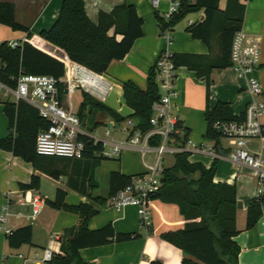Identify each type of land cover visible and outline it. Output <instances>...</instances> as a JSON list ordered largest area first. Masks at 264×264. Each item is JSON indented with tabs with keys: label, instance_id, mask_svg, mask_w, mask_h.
<instances>
[{
	"label": "trees",
	"instance_id": "obj_1",
	"mask_svg": "<svg viewBox=\"0 0 264 264\" xmlns=\"http://www.w3.org/2000/svg\"><path fill=\"white\" fill-rule=\"evenodd\" d=\"M219 2L220 0H182L178 13L170 20L158 14L157 19L160 27L174 29L175 25L189 14L204 10V19L191 23L189 32L193 38L202 40L210 47L214 37L218 36L222 54L216 59L210 54L195 53H173V57L178 67H188L206 82L208 100L205 111L206 138L213 141L215 149L221 153V140L225 135L216 124L242 121L246 113H235L232 103L228 100H220L214 106L210 105L212 73L215 68L232 65V44L235 33L242 28L246 5L241 0H227L226 7L222 9ZM16 7L13 2L0 1V24L14 31L26 32L30 39L17 47H11L8 40L0 42V81L13 86L22 73L49 75L60 79L65 75L68 62L84 65L97 73H105L113 60L125 58L136 40L144 36V19L133 4L124 3L116 5L111 11L102 10L98 22L95 23L87 13L85 0H63L54 23L50 28L42 29L40 36L62 49L67 58L66 62L48 54L32 42L29 26L16 18ZM58 86L60 90L58 99L63 101L66 97V85L59 82ZM123 92L127 105L133 110L130 118L135 121L137 128L146 132L151 128L153 105L161 95L155 64L148 73L146 88H141L135 81L129 79L123 81ZM82 96L83 100L77 108L81 123L95 110L105 111L119 122L126 120L90 93L83 91ZM2 102L9 118L10 133L0 138V148L13 151L56 178L60 177V171L49 168L58 164L67 168L74 162L73 174L69 175L67 185L90 195L89 189L97 186L94 182V169L102 160L108 159L102 155L104 142L102 140L94 142V137L85 132L79 136V140L85 144L82 158L41 155L36 150L37 136L41 130L49 127L50 121L43 117L37 108L25 101ZM180 125L183 128V135L178 137V141L180 145L186 146L189 128L184 127L182 121ZM12 130L17 132L16 137ZM151 143L160 144V138H154ZM189 156V152L177 153L174 156L173 164L164 168L160 189L152 196V199L177 204L186 220L185 227L164 232L161 237L183 251L182 264H239L241 246L235 239L240 233L237 227L239 196L237 186L215 182L218 158L207 167L202 162L190 161ZM133 176L113 172L111 195L130 183ZM39 182L40 177L34 174L30 183L23 184L22 187L35 189ZM66 196L67 190L58 188L53 205L77 213L79 222L65 229L61 252L54 253L49 264H88L81 256L83 248L141 238L142 235L137 233H117L114 224L111 223L98 229L89 227L90 219L100 212L106 199L97 197L93 202L69 205L66 203ZM263 215L264 192L249 204L246 228H253ZM32 238L31 225L12 229L7 233L9 244L13 247L31 243ZM151 264L163 262L158 259Z\"/></svg>",
	"mask_w": 264,
	"mask_h": 264
},
{
	"label": "crops",
	"instance_id": "obj_2",
	"mask_svg": "<svg viewBox=\"0 0 264 264\" xmlns=\"http://www.w3.org/2000/svg\"><path fill=\"white\" fill-rule=\"evenodd\" d=\"M0 1H10L17 6L16 18L22 24L29 26L32 33L31 40L37 47L67 62L62 49L40 36L42 29H48L54 23L63 0ZM241 1L246 5L242 28L248 33L251 40L258 41L261 48V64L250 76L245 78L239 77L232 66L215 68L212 73L213 86L210 100L211 106L220 100H228L232 103L237 114L245 112L247 105L253 99L264 102V0ZM124 3L135 5L138 13L144 19V36L136 40L125 58L113 60L108 70L103 73L105 80L110 84L109 93L104 97H94L127 120L131 117L133 110L127 105L124 98L123 81L130 79L141 88L147 87L148 73L156 62L157 55L165 46V41L160 36L161 28L157 14L162 16L168 10L169 2L162 0L160 6L154 8L152 0H85L87 13L95 23L98 22L100 11H111L116 5ZM219 4L220 8L224 9L227 0H220ZM204 17L205 11L200 10L185 17L187 22L182 23L183 19L175 25L173 31L175 40L170 46L171 51L174 53L210 54L215 59L221 56L222 47L218 36L214 37L210 47L202 40L193 38L188 30L190 21L197 23ZM2 27L7 32H4V37H0V42L19 40L27 35L26 32L14 31L6 25ZM250 77L261 81L262 94L251 93L249 89ZM177 78L176 86L179 95L174 110L180 116L183 126L189 128V138L193 143L199 145L214 146V142L206 138L205 111L208 103L206 82L186 66L178 68ZM4 100L6 99L0 95V138L6 137L10 133L9 118L2 102ZM82 100L83 96L81 102ZM90 117L94 118V127L88 130L83 122L84 132L95 138L94 132L100 126L105 125L107 128L104 132L106 138L100 139L104 145L108 147L117 143L123 146L119 156L102 160L94 169V182L97 183V186L89 189L90 195L83 194L80 190L67 185L69 175L73 174L74 162H71L67 168L62 164L49 168L60 171V177L56 178L45 169L37 168L32 162L16 155L13 151L0 148V214H2L3 206L9 200L7 228L14 230L25 225H31L33 228L32 242L23 243L18 247L9 244L6 231L0 228V264H43L44 250L51 249L53 253L61 252L64 231L67 227L78 224L79 215L53 205L58 188L67 190L66 203L69 205L93 202V199L97 197L106 199L100 212L90 219L89 227L91 229H98L111 223L114 224L117 233L142 235L141 238L81 249V256L88 264H151L152 261L158 259L163 264H182L183 251L161 237L164 232L185 227V217L180 213L181 210L177 204L152 199L150 207L153 226L150 229H145L141 225L138 208L128 206L126 209L118 211L109 202L111 174L113 172H121L126 176L141 174L147 170L146 164L153 162L156 153L151 150L143 157L136 147L127 143L128 133L124 130L126 120L119 122L113 115L102 110H95ZM261 122L264 125V115L261 117ZM107 130L109 134L106 133ZM120 131L125 133L121 134ZM12 134L17 136L15 130H12ZM221 142L222 152L218 157L215 182L235 184L239 195L238 201L242 202V208H238L237 213V227L240 233L235 238L241 246L239 264H264V215L253 228H246L247 209L257 197L258 180L250 167L241 165L238 168L231 162L228 153L232 146L228 139L225 137ZM247 147L259 155L264 162V136L249 140ZM214 150L217 152L216 149ZM148 156H152L151 161H148ZM189 160L202 162L205 166L210 167L215 157L209 151H198L192 153ZM34 174L40 177L38 187L35 189L23 188L22 185L30 183ZM36 195L42 196L45 202L40 213L33 218L31 216L32 206L28 200Z\"/></svg>",
	"mask_w": 264,
	"mask_h": 264
},
{
	"label": "built area",
	"instance_id": "obj_3",
	"mask_svg": "<svg viewBox=\"0 0 264 264\" xmlns=\"http://www.w3.org/2000/svg\"><path fill=\"white\" fill-rule=\"evenodd\" d=\"M162 0H152L154 8L160 6ZM168 10L163 13L166 20H170L178 13L182 0H168ZM192 23L191 21L189 22ZM160 36L165 41V46L157 55L154 62L157 70V82L160 89V99L153 105V114L150 119L151 128L146 132L137 128L135 121L128 118L124 124V130L128 133L127 143L136 147L143 157L153 150L156 156L152 163L146 164L147 170L141 174L134 175L131 182L125 187L117 190L110 196V205L118 211L128 206L138 208L141 225L145 229L153 226L152 209L150 202L152 196L162 185V175L165 168L164 159L167 155H176L181 152L209 151L215 158L220 154L215 152V147L199 145L189 138L186 146L179 144L178 137L183 135L181 119L176 113L175 102L178 98L176 80L178 79V66L173 57L170 46L174 43V29L171 27H160ZM30 39L26 35L19 40H9L11 47L21 46ZM232 68L236 74L245 78L250 76L261 64V48L257 40H251L248 33L241 28L235 33L231 49ZM66 85V97L63 101L58 99V83ZM257 78H249V89L252 94L260 95L263 88ZM110 88L109 82L105 80L103 73H97L90 68L78 64L67 63L66 72L63 77L56 79L49 75H35L22 73L16 79V85L0 81V95L6 100L13 102L25 101L37 108L40 114L50 121L48 128L41 130L37 136L36 150L41 155H56L66 158H82L85 144L79 140L80 134L85 133L77 108L72 102L76 90L90 93L92 96L104 97ZM246 117L242 121L229 123H218L216 127L222 129L225 137L232 146L228 157L238 168L248 166L258 180L256 196L264 192V162L259 155L250 151L247 142L251 139L263 137L264 125L261 117L264 115V102L253 99L246 108ZM109 134V131L106 132ZM160 138V144L154 145L151 141ZM99 138H94L98 142ZM121 144H111L104 147L102 155L107 158L117 157L121 154ZM28 202L32 206L31 216L35 218L41 211L45 202L40 195L33 196ZM9 200L3 206L0 214V228L9 233L7 228V216ZM53 251L44 250L43 264H49Z\"/></svg>",
	"mask_w": 264,
	"mask_h": 264
},
{
	"label": "rangeland",
	"instance_id": "obj_4",
	"mask_svg": "<svg viewBox=\"0 0 264 264\" xmlns=\"http://www.w3.org/2000/svg\"><path fill=\"white\" fill-rule=\"evenodd\" d=\"M185 22H187V20H183L182 21V23H185ZM3 26V25H2ZM1 25H0V37H4L3 35H4V32H7L5 29H4V27H2ZM1 39H4V38H1ZM0 68H1V64H0ZM77 92H75L74 94H73V98H72V102H73V104H74V106L76 107V108H79L78 106L80 105V102H81V98H82V91L81 90H76ZM93 122H94V118L93 117H88L87 118V120L85 121V127L89 130L94 124H93ZM107 128L105 127V125H103V126H100L97 130H96V132H94V136H96V137H98L99 139H102V140H104L105 138H106V136H105V134H104V132H105V130H106ZM121 132V134L123 133H125V132H123V131H120ZM147 159H148V161H151L152 160V156H148L147 157ZM165 161H164V165H166V166H168V165H172L173 164V162L175 161L174 160V155H167L166 157H165V159H164ZM103 181V180H102Z\"/></svg>",
	"mask_w": 264,
	"mask_h": 264
},
{
	"label": "water",
	"instance_id": "obj_5",
	"mask_svg": "<svg viewBox=\"0 0 264 264\" xmlns=\"http://www.w3.org/2000/svg\"><path fill=\"white\" fill-rule=\"evenodd\" d=\"M238 208H242V202L241 201H238Z\"/></svg>",
	"mask_w": 264,
	"mask_h": 264
}]
</instances>
